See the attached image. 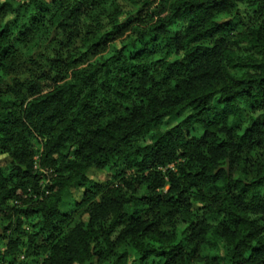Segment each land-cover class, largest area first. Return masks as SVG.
Returning a JSON list of instances; mask_svg holds the SVG:
<instances>
[{"label":"clouds","instance_id":"9594fccd","mask_svg":"<svg viewBox=\"0 0 264 264\" xmlns=\"http://www.w3.org/2000/svg\"><path fill=\"white\" fill-rule=\"evenodd\" d=\"M0 264H264V0H0Z\"/></svg>","mask_w":264,"mask_h":264}]
</instances>
